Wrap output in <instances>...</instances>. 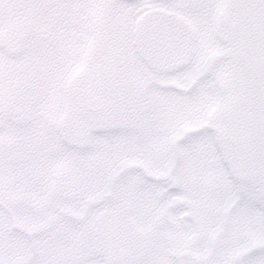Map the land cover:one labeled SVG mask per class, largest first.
Listing matches in <instances>:
<instances>
[{
    "label": "snow or ice",
    "instance_id": "snow-or-ice-1",
    "mask_svg": "<svg viewBox=\"0 0 264 264\" xmlns=\"http://www.w3.org/2000/svg\"><path fill=\"white\" fill-rule=\"evenodd\" d=\"M257 4L248 126L225 119L233 97L220 89L230 73L215 67L208 39L224 0H201L196 13L187 0H0V264H89L77 254L82 234L63 249L54 233L40 235L62 177L74 196L115 190L121 205L194 187L228 215L230 238L214 258L205 250L188 264H264V0ZM43 9L51 15L38 17ZM69 22L78 27L70 32ZM13 108L20 131L5 130ZM17 142L32 160L23 180L7 163ZM128 167L141 171L115 185ZM225 228L217 221L210 241ZM104 264L173 262L109 251Z\"/></svg>",
    "mask_w": 264,
    "mask_h": 264
},
{
    "label": "flooded vegetation",
    "instance_id": "flooded-vegetation-1",
    "mask_svg": "<svg viewBox=\"0 0 264 264\" xmlns=\"http://www.w3.org/2000/svg\"><path fill=\"white\" fill-rule=\"evenodd\" d=\"M50 15L47 9L37 14L38 17L45 18ZM77 27L69 22L70 32ZM224 41H227L226 36ZM214 64L218 69V58L214 59ZM229 73L220 91L230 93L234 101L240 91V74L239 70ZM7 124L10 129L5 130L20 131L26 127L24 122L16 119L14 108L10 110ZM7 151L8 167L13 171L25 173L20 179H26L32 164L27 150L17 142L11 144ZM103 167L104 163L101 162L99 168L102 170ZM140 171L141 169L136 167L125 168L120 176L114 179V184L118 186L121 182L135 180L136 174ZM56 196L67 202L59 193ZM84 200L88 203L85 205L83 217L86 228H45L40 235L54 233L58 247L66 242H70L67 247H71L74 243L72 235L82 234L78 241L77 254L86 255L89 264H93L94 259H97L96 264H104L109 251L127 259L163 256L173 264H188L196 258L195 253L205 250L211 252L214 258L224 249L225 242L230 238L227 227L228 215L215 205L202 203L198 189L194 187H177L148 202L135 200L121 205L114 190L111 193H90L67 203L73 204ZM97 207L99 209L96 211ZM219 220L225 222L226 228L214 242L210 241L213 223ZM93 224L94 226L90 227ZM16 231L20 232L19 229ZM20 234L25 235L22 232ZM97 237L104 239V245H96ZM35 252L38 257L44 254V250L39 248L35 249Z\"/></svg>",
    "mask_w": 264,
    "mask_h": 264
},
{
    "label": "water",
    "instance_id": "water-1",
    "mask_svg": "<svg viewBox=\"0 0 264 264\" xmlns=\"http://www.w3.org/2000/svg\"><path fill=\"white\" fill-rule=\"evenodd\" d=\"M223 23L228 29V42L233 47V55L240 68V91L236 100L225 113V119L243 117L251 126L248 115L252 108V97L256 89V45L258 37L259 9L257 0H230V11L225 15ZM61 197L70 202L83 198V194L70 196V185L65 178L59 180Z\"/></svg>",
    "mask_w": 264,
    "mask_h": 264
},
{
    "label": "rangeland",
    "instance_id": "rangeland-1",
    "mask_svg": "<svg viewBox=\"0 0 264 264\" xmlns=\"http://www.w3.org/2000/svg\"><path fill=\"white\" fill-rule=\"evenodd\" d=\"M190 7L189 11L192 13H196L197 11H201L196 5L201 3V0H187ZM229 3L230 0H224V8L222 10V14L219 16L214 32L209 36V43L212 48L215 50L214 59L218 58V69L225 70L227 69L229 72L233 70H239L235 59L231 56L232 46L228 45L224 41V36H227V30L224 28L222 24V19L229 11ZM87 200L76 202L73 204L67 203L60 199L59 197H54V205L56 206V210L53 211L52 207L47 208L45 211L50 215L49 223L45 226V228H86L85 221L83 220L85 214V205L88 204ZM99 209V207L96 208ZM84 221V222H83ZM88 224V223H87ZM215 222L213 223V225ZM61 244V243H59ZM59 247L68 248L70 242L62 243ZM97 263V259H94V263Z\"/></svg>",
    "mask_w": 264,
    "mask_h": 264
}]
</instances>
